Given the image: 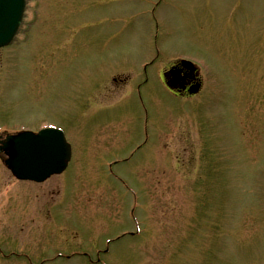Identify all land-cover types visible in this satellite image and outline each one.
<instances>
[{
  "label": "rangeland",
  "instance_id": "1",
  "mask_svg": "<svg viewBox=\"0 0 264 264\" xmlns=\"http://www.w3.org/2000/svg\"><path fill=\"white\" fill-rule=\"evenodd\" d=\"M33 6L31 39L0 52V81L18 58L0 130L56 125L74 154L41 185L0 161V264H264V0ZM155 49L142 101L138 73L111 82ZM178 55L202 68L199 100L161 82Z\"/></svg>",
  "mask_w": 264,
  "mask_h": 264
},
{
  "label": "water",
  "instance_id": "2",
  "mask_svg": "<svg viewBox=\"0 0 264 264\" xmlns=\"http://www.w3.org/2000/svg\"><path fill=\"white\" fill-rule=\"evenodd\" d=\"M25 0H0V47L7 45L15 34L24 11ZM198 87H196L197 91ZM57 135L45 133L40 137H12L4 146L9 160L7 166L22 180L42 182L62 172L70 160V152ZM54 138L51 142H48Z\"/></svg>",
  "mask_w": 264,
  "mask_h": 264
},
{
  "label": "flooded vegetation",
  "instance_id": "3",
  "mask_svg": "<svg viewBox=\"0 0 264 264\" xmlns=\"http://www.w3.org/2000/svg\"><path fill=\"white\" fill-rule=\"evenodd\" d=\"M171 68L182 69L181 66H180V61H179V60H174L172 66H171ZM184 73H185V72H184ZM187 75H188V74H186V76H187ZM188 76H189V75H188ZM195 79H196V81H192V80H188V79H187V80L185 81V86H186V85H189V84H190V85H193V84L197 83L198 80H199L198 77H197V78L195 77ZM195 79H194V80H195ZM180 85H181V86H184V84H180ZM189 88H190V87L188 86L187 89H186L185 91H183L181 94H178V93H174V94H175L176 96H180V95H182V96H184V97H189V96H188Z\"/></svg>",
  "mask_w": 264,
  "mask_h": 264
}]
</instances>
